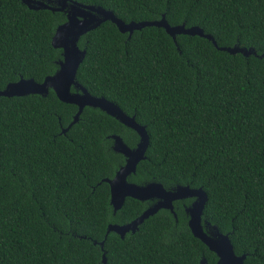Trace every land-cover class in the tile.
<instances>
[{"label": "trees", "instance_id": "16d2710c", "mask_svg": "<svg viewBox=\"0 0 264 264\" xmlns=\"http://www.w3.org/2000/svg\"><path fill=\"white\" fill-rule=\"evenodd\" d=\"M119 18L199 26L212 40L158 26L121 32L111 20L81 36L77 79L95 96L135 115L149 134L146 159L129 180L202 187L203 218L228 233L244 264H264V0H78ZM66 13L0 0V90L22 77L43 82L63 50L52 40ZM47 95L0 96V264H217L195 237L185 205L160 209L122 238L148 204L128 197L114 213L110 185L125 164L113 134L136 147L139 134L100 108ZM97 241V243H95Z\"/></svg>", "mask_w": 264, "mask_h": 264}, {"label": "water", "instance_id": "95a60500", "mask_svg": "<svg viewBox=\"0 0 264 264\" xmlns=\"http://www.w3.org/2000/svg\"><path fill=\"white\" fill-rule=\"evenodd\" d=\"M30 9H49L52 11H62L66 13L67 20L60 24L53 36L54 47L63 50V58L59 61V68L56 73L48 75L43 82H38L33 78H21L18 81L9 83L5 89L0 90V96H25L29 94L47 95L53 89L60 100L66 103H73L78 106V111L73 121L68 127L63 129L66 133L73 124L77 123L81 114L87 106L100 108L109 115L117 118L123 124L134 129L140 136V141L136 147H130L124 139L117 134L111 137L114 140L113 149L124 155L125 164L116 172L113 178H105L109 183L111 191V205L114 213L121 209L128 197H133L141 201L152 202L143 213L136 219L125 224L110 223L108 225L105 239L100 242L104 248L105 240L110 232H116L122 238L127 233H135L147 218L157 213L160 209H168L174 213L175 200L195 198L186 206L185 210L189 216L188 225L195 237L206 244L209 249L216 253L217 264H244L246 254L238 255L228 233H223L216 225L203 218L204 209L208 200L207 193L202 187L194 188L190 185H177L172 189H167L160 182H148L138 184L129 180V177L136 173L138 164L146 159L149 146V134L145 125L136 120L135 115H129L115 102L100 96H95L77 79L78 69L83 62L87 49L79 46L81 36L97 28L102 22L111 20L123 33L130 35L135 30H140L147 26H158L166 29L177 42L178 34L200 35L213 41L220 50L230 53H243L244 55L257 54L253 48L219 46L214 36L205 33L199 26L186 27L185 24L172 26L165 15L161 19L153 21H131L125 22L119 18L112 10L94 4H84L78 0H22ZM261 56L264 57V54ZM97 243V241H95ZM103 263L107 264L106 253L103 254ZM200 264H207L203 258Z\"/></svg>", "mask_w": 264, "mask_h": 264}, {"label": "flooded vegetation", "instance_id": "af4514ba", "mask_svg": "<svg viewBox=\"0 0 264 264\" xmlns=\"http://www.w3.org/2000/svg\"><path fill=\"white\" fill-rule=\"evenodd\" d=\"M187 199H190L191 200V203L194 201L195 198H187ZM183 200H186V199H179V201H183ZM177 200L174 201V204ZM148 206L152 203V202H149V201H146ZM187 205L184 204V207L186 208ZM189 206V205H188ZM148 208V207H147Z\"/></svg>", "mask_w": 264, "mask_h": 264}]
</instances>
